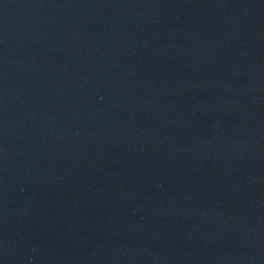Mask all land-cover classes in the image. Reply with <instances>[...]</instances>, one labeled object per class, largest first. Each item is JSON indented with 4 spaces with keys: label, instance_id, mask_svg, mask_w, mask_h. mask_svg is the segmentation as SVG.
I'll return each instance as SVG.
<instances>
[{
    "label": "water",
    "instance_id": "1",
    "mask_svg": "<svg viewBox=\"0 0 264 264\" xmlns=\"http://www.w3.org/2000/svg\"><path fill=\"white\" fill-rule=\"evenodd\" d=\"M0 264H264V0H0Z\"/></svg>",
    "mask_w": 264,
    "mask_h": 264
}]
</instances>
